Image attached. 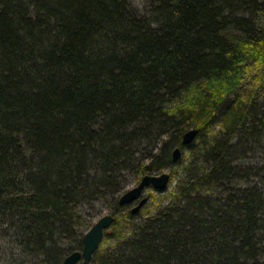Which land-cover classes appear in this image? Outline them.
Instances as JSON below:
<instances>
[{"label": "trees", "instance_id": "obj_1", "mask_svg": "<svg viewBox=\"0 0 264 264\" xmlns=\"http://www.w3.org/2000/svg\"><path fill=\"white\" fill-rule=\"evenodd\" d=\"M263 66L264 0H0V264H62L103 207L90 264H264Z\"/></svg>", "mask_w": 264, "mask_h": 264}, {"label": "water", "instance_id": "obj_2", "mask_svg": "<svg viewBox=\"0 0 264 264\" xmlns=\"http://www.w3.org/2000/svg\"><path fill=\"white\" fill-rule=\"evenodd\" d=\"M197 129H189L181 138V146H189L197 137ZM182 148L176 147L172 150L171 160L173 163L180 160ZM170 184L169 173L162 172L160 175H145L137 185L125 190L118 199L121 207L130 208L132 214H137L147 203L149 198L144 196L147 188H152L155 192L161 193L168 189ZM113 223V217L109 214L97 219L92 227L84 234L82 238V249L68 254L62 261V264H90L91 258L98 249L103 234Z\"/></svg>", "mask_w": 264, "mask_h": 264}, {"label": "rangeland", "instance_id": "obj_3", "mask_svg": "<svg viewBox=\"0 0 264 264\" xmlns=\"http://www.w3.org/2000/svg\"><path fill=\"white\" fill-rule=\"evenodd\" d=\"M146 1H147V0H133L134 4L137 5V6H139L140 8H141L144 4H146ZM263 68H264V66H263ZM253 73L255 74L256 72L253 71ZM182 154H185V151H182ZM162 172L170 173V172H169V169H164L163 171H161V172H159V173H157V174H155V175H160ZM138 182H139V181H135V182L133 181V182L127 187V189H130V188L134 187L135 185H137ZM174 184H175V181H173V182L169 185L167 191L171 190L172 187L174 186ZM127 189H126V190H127ZM150 192H153L155 195L159 194V193L155 192L152 188H147V189L145 190V192H144V196H147V197H148L149 194H150ZM153 206H154V204L152 203L151 199L149 198L148 203H147V204H146L141 210H144V209H145V210H147V209L150 210L151 208H153ZM107 214H109V209L103 207V208H102V212H101L99 218L102 217V216H104V215H107ZM99 218H98V219H99Z\"/></svg>", "mask_w": 264, "mask_h": 264}]
</instances>
